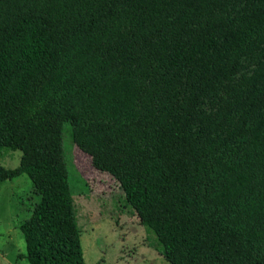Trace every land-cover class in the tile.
<instances>
[{
  "label": "trees",
  "instance_id": "16d2710c",
  "mask_svg": "<svg viewBox=\"0 0 264 264\" xmlns=\"http://www.w3.org/2000/svg\"><path fill=\"white\" fill-rule=\"evenodd\" d=\"M64 126L165 263L264 264V0H0L27 264H84Z\"/></svg>",
  "mask_w": 264,
  "mask_h": 264
},
{
  "label": "rangeland",
  "instance_id": "374dc122",
  "mask_svg": "<svg viewBox=\"0 0 264 264\" xmlns=\"http://www.w3.org/2000/svg\"><path fill=\"white\" fill-rule=\"evenodd\" d=\"M69 137L68 127L64 126L62 149L81 230L84 264H167L147 245L144 229L135 223L131 210L122 206L116 187L104 174L90 169L89 158L72 147ZM4 154L0 165L17 167L20 152ZM31 188L30 180L24 175L0 184V264H27L21 258L24 243L18 226L35 204L37 196Z\"/></svg>",
  "mask_w": 264,
  "mask_h": 264
}]
</instances>
